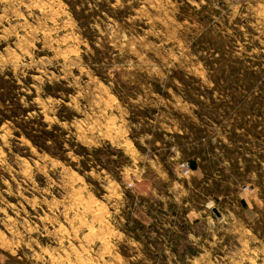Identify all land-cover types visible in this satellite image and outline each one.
<instances>
[{"label":"rangeland","instance_id":"374dc122","mask_svg":"<svg viewBox=\"0 0 264 264\" xmlns=\"http://www.w3.org/2000/svg\"><path fill=\"white\" fill-rule=\"evenodd\" d=\"M3 113L0 264H264V0H0Z\"/></svg>","mask_w":264,"mask_h":264},{"label":"trees","instance_id":"16d2710c","mask_svg":"<svg viewBox=\"0 0 264 264\" xmlns=\"http://www.w3.org/2000/svg\"><path fill=\"white\" fill-rule=\"evenodd\" d=\"M3 102V101H2ZM11 116L12 115H6V113H3L2 115H1V117H2V119H1V121H0V123L3 121V120H5V119H9V118H11ZM28 130V127H25V129H24V127L23 128H21V130L20 131H22L23 132V134L34 144V145H36V146H39L38 145V143H39V141H38V138L35 136V135H31L30 133H27V132H29V131H27ZM29 130H30V127H29ZM189 167L191 168V169H195L196 167H197V163L195 162V161H190L189 162Z\"/></svg>","mask_w":264,"mask_h":264},{"label":"built area","instance_id":"2783aa9c","mask_svg":"<svg viewBox=\"0 0 264 264\" xmlns=\"http://www.w3.org/2000/svg\"><path fill=\"white\" fill-rule=\"evenodd\" d=\"M180 169H181L182 173H185V174L188 173V171H189L188 164L181 163Z\"/></svg>","mask_w":264,"mask_h":264}]
</instances>
